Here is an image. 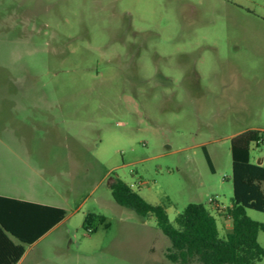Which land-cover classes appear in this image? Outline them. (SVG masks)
<instances>
[{
  "label": "rangeland",
  "instance_id": "1",
  "mask_svg": "<svg viewBox=\"0 0 264 264\" xmlns=\"http://www.w3.org/2000/svg\"><path fill=\"white\" fill-rule=\"evenodd\" d=\"M249 128L264 130V0H0V193L67 209L24 264H183L112 184L172 223L202 202L226 237L231 141Z\"/></svg>",
  "mask_w": 264,
  "mask_h": 264
},
{
  "label": "trees",
  "instance_id": "2",
  "mask_svg": "<svg viewBox=\"0 0 264 264\" xmlns=\"http://www.w3.org/2000/svg\"><path fill=\"white\" fill-rule=\"evenodd\" d=\"M253 142H264L263 129L249 128L232 137L234 196L233 204L225 215L232 219L233 225L226 237L220 236L217 217L202 202L188 204L178 214L176 223H172L163 204L149 202L122 180L112 184L113 196L118 203L135 209L141 215L156 216L158 226L172 241L167 255L174 262L256 264L264 258V246L259 241L264 223L251 218L247 209L264 212V165L251 161ZM205 152L212 170H215L206 147ZM0 208L2 228L18 239V243L11 240L10 264H17L22 258L26 244L36 242L67 217L65 207L2 195ZM91 219L97 221L95 226ZM105 220L103 215L93 217L90 214L86 223L92 226L87 228L95 232Z\"/></svg>",
  "mask_w": 264,
  "mask_h": 264
},
{
  "label": "crops",
  "instance_id": "3",
  "mask_svg": "<svg viewBox=\"0 0 264 264\" xmlns=\"http://www.w3.org/2000/svg\"><path fill=\"white\" fill-rule=\"evenodd\" d=\"M0 195H2V196H8V197H15V198H18V199H24V198H21V197H18V196H13V195H8V194H3V193H0ZM25 200H30V199H25ZM32 201H36V200H32ZM5 202H10V201L5 200ZM36 202H40V201H36ZM40 203H44V202H40ZM44 204H49V203H44ZM50 205H55V204H50ZM56 206H58V205H56ZM0 210H1V208H0ZM64 220H62L57 225H55L51 230H49L46 234H44L36 242H34L32 244H26V251H25L24 255L22 256V258L17 262V264H24V262H25V260H26V258L28 256V245H33V244L37 243L38 241H40L41 239H43L45 236L49 235ZM12 239L16 243H18V239L15 238V237H12V235L9 232H7L6 230H4L2 228V224L0 222V264H10V260L12 258V243H11V240Z\"/></svg>",
  "mask_w": 264,
  "mask_h": 264
},
{
  "label": "built area",
  "instance_id": "4",
  "mask_svg": "<svg viewBox=\"0 0 264 264\" xmlns=\"http://www.w3.org/2000/svg\"><path fill=\"white\" fill-rule=\"evenodd\" d=\"M210 200H211L212 202L215 201L214 198H211ZM217 207H220V208H221V206L219 205V203H218Z\"/></svg>",
  "mask_w": 264,
  "mask_h": 264
}]
</instances>
